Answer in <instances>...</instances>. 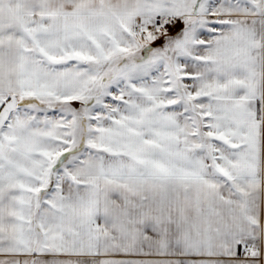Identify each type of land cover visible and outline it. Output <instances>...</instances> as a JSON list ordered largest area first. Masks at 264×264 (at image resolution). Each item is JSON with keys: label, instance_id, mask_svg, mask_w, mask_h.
I'll list each match as a JSON object with an SVG mask.
<instances>
[{"label": "snow or ice", "instance_id": "obj_1", "mask_svg": "<svg viewBox=\"0 0 264 264\" xmlns=\"http://www.w3.org/2000/svg\"><path fill=\"white\" fill-rule=\"evenodd\" d=\"M0 264H264V0H0Z\"/></svg>", "mask_w": 264, "mask_h": 264}]
</instances>
